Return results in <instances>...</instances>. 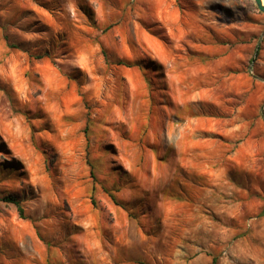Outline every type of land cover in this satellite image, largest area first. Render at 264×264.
Listing matches in <instances>:
<instances>
[{
  "label": "rangeland",
  "instance_id": "obj_1",
  "mask_svg": "<svg viewBox=\"0 0 264 264\" xmlns=\"http://www.w3.org/2000/svg\"><path fill=\"white\" fill-rule=\"evenodd\" d=\"M8 194L0 264H264V14L0 0Z\"/></svg>",
  "mask_w": 264,
  "mask_h": 264
},
{
  "label": "crops",
  "instance_id": "obj_2",
  "mask_svg": "<svg viewBox=\"0 0 264 264\" xmlns=\"http://www.w3.org/2000/svg\"><path fill=\"white\" fill-rule=\"evenodd\" d=\"M144 1L152 2V1H156V0H144ZM262 24H263V20H260L259 24L255 26L254 30L253 29L246 30V34L249 37L248 41L249 40L251 41V38H252L253 34H257V32L262 28ZM227 183H228V185H227ZM234 184H236L235 181L229 183L226 179H223L222 187L226 185L224 188H226V189L228 188V191H231V190H234L233 189L234 187H236ZM238 185H241V184H238ZM212 186H214V181H212V179H210V187H212ZM238 192L239 193H243L244 198L246 197L247 190L244 187L242 188V190L238 189Z\"/></svg>",
  "mask_w": 264,
  "mask_h": 264
},
{
  "label": "trees",
  "instance_id": "obj_3",
  "mask_svg": "<svg viewBox=\"0 0 264 264\" xmlns=\"http://www.w3.org/2000/svg\"><path fill=\"white\" fill-rule=\"evenodd\" d=\"M0 201L4 202V203H7V204H11V205H14L16 210H17V213L19 215L20 218H23L24 215H23V208H22V205H21V202L16 198V196H13L11 194H8L4 197H2L0 199Z\"/></svg>",
  "mask_w": 264,
  "mask_h": 264
},
{
  "label": "clouds",
  "instance_id": "obj_4",
  "mask_svg": "<svg viewBox=\"0 0 264 264\" xmlns=\"http://www.w3.org/2000/svg\"><path fill=\"white\" fill-rule=\"evenodd\" d=\"M161 150H163V149H161ZM111 168H112V172H111L112 175H114V176H116V177H118V178H121V179H126V178L124 177V173L121 172V171L119 170V168L116 167V165H112ZM24 194H25V193H24L23 191L17 193V195H24Z\"/></svg>",
  "mask_w": 264,
  "mask_h": 264
},
{
  "label": "water",
  "instance_id": "obj_5",
  "mask_svg": "<svg viewBox=\"0 0 264 264\" xmlns=\"http://www.w3.org/2000/svg\"><path fill=\"white\" fill-rule=\"evenodd\" d=\"M252 2L255 5L258 12L264 14V4L262 3V0H252Z\"/></svg>",
  "mask_w": 264,
  "mask_h": 264
},
{
  "label": "bare ground",
  "instance_id": "obj_6",
  "mask_svg": "<svg viewBox=\"0 0 264 264\" xmlns=\"http://www.w3.org/2000/svg\"><path fill=\"white\" fill-rule=\"evenodd\" d=\"M262 3L264 4V0H262Z\"/></svg>",
  "mask_w": 264,
  "mask_h": 264
}]
</instances>
